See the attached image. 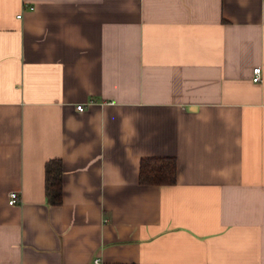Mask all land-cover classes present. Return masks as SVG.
<instances>
[{"label":"crops","instance_id":"crops-1","mask_svg":"<svg viewBox=\"0 0 264 264\" xmlns=\"http://www.w3.org/2000/svg\"><path fill=\"white\" fill-rule=\"evenodd\" d=\"M0 264H264V0H0Z\"/></svg>","mask_w":264,"mask_h":264},{"label":"trees","instance_id":"trees-1","mask_svg":"<svg viewBox=\"0 0 264 264\" xmlns=\"http://www.w3.org/2000/svg\"><path fill=\"white\" fill-rule=\"evenodd\" d=\"M178 162L174 157H145L140 162L142 185H173L178 181ZM46 195L51 205L63 203V162L51 159L46 165Z\"/></svg>","mask_w":264,"mask_h":264},{"label":"built area","instance_id":"built-area-1","mask_svg":"<svg viewBox=\"0 0 264 264\" xmlns=\"http://www.w3.org/2000/svg\"><path fill=\"white\" fill-rule=\"evenodd\" d=\"M18 17L21 18L22 15H19ZM262 74H263L262 67H255L253 69V81L256 83L261 82ZM76 108L78 111H83L85 107L83 104H80V105H77ZM20 201H21V196L18 193V191H12L9 195V203L11 205H15V204H18ZM96 262H99V259H97Z\"/></svg>","mask_w":264,"mask_h":264}]
</instances>
